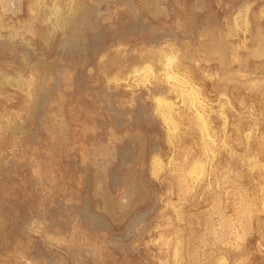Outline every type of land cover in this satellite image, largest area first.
Masks as SVG:
<instances>
[{
    "label": "rangeland",
    "instance_id": "obj_1",
    "mask_svg": "<svg viewBox=\"0 0 264 264\" xmlns=\"http://www.w3.org/2000/svg\"><path fill=\"white\" fill-rule=\"evenodd\" d=\"M0 264H264V0H0Z\"/></svg>",
    "mask_w": 264,
    "mask_h": 264
}]
</instances>
